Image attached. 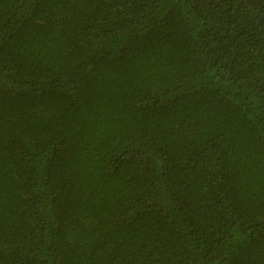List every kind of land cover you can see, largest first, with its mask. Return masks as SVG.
Listing matches in <instances>:
<instances>
[{
  "label": "trees",
  "instance_id": "trees-1",
  "mask_svg": "<svg viewBox=\"0 0 264 264\" xmlns=\"http://www.w3.org/2000/svg\"><path fill=\"white\" fill-rule=\"evenodd\" d=\"M0 264H264V0H0Z\"/></svg>",
  "mask_w": 264,
  "mask_h": 264
}]
</instances>
